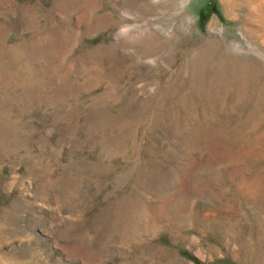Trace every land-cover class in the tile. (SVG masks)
<instances>
[{
	"label": "rangeland",
	"instance_id": "obj_1",
	"mask_svg": "<svg viewBox=\"0 0 264 264\" xmlns=\"http://www.w3.org/2000/svg\"><path fill=\"white\" fill-rule=\"evenodd\" d=\"M0 264H264V0H0Z\"/></svg>",
	"mask_w": 264,
	"mask_h": 264
}]
</instances>
